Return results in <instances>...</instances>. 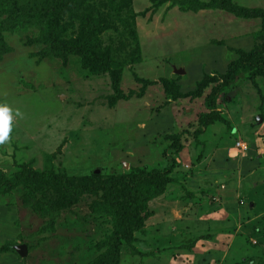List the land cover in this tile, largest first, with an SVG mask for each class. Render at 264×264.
Masks as SVG:
<instances>
[{"label": "rangeland", "instance_id": "1", "mask_svg": "<svg viewBox=\"0 0 264 264\" xmlns=\"http://www.w3.org/2000/svg\"><path fill=\"white\" fill-rule=\"evenodd\" d=\"M177 1L78 0L121 64L112 80L87 55L50 56L27 16L11 29L10 11L39 0H0V104L13 110L0 264H264V56L239 65L209 108L231 65L264 51V18ZM229 1L264 11V0ZM59 18L65 42L85 41L83 17ZM210 110L222 120L199 126ZM150 171L163 193L130 208L122 178Z\"/></svg>", "mask_w": 264, "mask_h": 264}, {"label": "trees", "instance_id": "2", "mask_svg": "<svg viewBox=\"0 0 264 264\" xmlns=\"http://www.w3.org/2000/svg\"><path fill=\"white\" fill-rule=\"evenodd\" d=\"M85 1V0H84ZM170 0H152L153 4H160L164 2H168ZM173 3L179 4L177 0H172ZM181 3V9L182 11H199L202 9H223L226 10L235 16L239 18L244 19H253L257 17L264 18V11L261 8H252V7H245L238 4L230 2L229 0H211L209 2H202V1H190V0H182ZM37 8H30L29 10L25 8H19V11L13 12L10 11L9 13V19L7 21L8 25L10 22L12 23V30L15 29V27L19 26L17 24V19L26 16L32 21L34 25H36L43 36L48 35L50 41L53 43V48H50L48 50V54L50 56H62L66 57V55H87L90 64L95 68L98 69L104 73H108L111 75L112 80L118 78L119 74H117V71H119L120 62L116 61V53L113 48H102L101 42L98 38V35L96 32L93 31V29L97 26L96 19L97 17H93L91 12L83 11L82 9L78 8V0H39V3L37 4ZM111 8L117 9L116 6H112ZM63 12H71L77 16L83 17L85 19V25L86 28L89 29L90 32H84L83 38L85 41H69L65 42L61 37L60 33L53 27L55 24L58 23L57 19L63 14ZM49 15H55V22L50 23L49 21ZM15 19V22L13 18ZM60 19V18H59ZM121 23V25H124L126 29L132 24V21H129L128 18L124 17L122 14L119 15L118 19ZM7 25V26H8ZM7 28V27H6ZM63 31V30H62ZM86 33V34H85ZM136 50H139V46H137ZM261 50L256 49L254 52H252L246 59H240L241 63L233 64L230 67L229 74H226L223 78V82L221 86H218L213 89L212 98L210 100L209 108H215V98L218 94V92L222 89H225L230 83L235 79L236 70L238 69V66H242L244 64H247V60L249 59L250 62L247 64L251 66L252 61L255 59L256 52L264 56V51L260 53ZM2 51L0 52V59L2 56ZM139 59V58H138ZM122 63V62H121ZM123 64V63H122ZM264 65V59L262 60V63ZM257 65H259L257 63ZM256 65V66H257ZM237 67V68H236ZM260 71L255 70V72L252 73L253 77H256L259 75ZM115 73V75H114ZM114 75V76H113ZM117 76V77H115ZM234 78V79H233ZM117 83V82H114ZM225 87V88H224ZM203 90V83H199L198 87L196 88L195 92L196 95L202 94ZM194 92L190 93L193 94ZM186 95V94H185ZM184 96V95H183ZM217 111V110H216ZM214 110H210L208 113H204L201 115L199 120V126L203 125H209L213 124V117L219 116L222 120L221 113L216 112ZM217 113V114H216ZM157 174V175H156ZM27 174L23 173V176L15 175L14 180H11V184L8 183L11 187H14L15 185L22 184L23 178H25ZM36 175V173H31L30 176ZM164 179H167V176H164ZM162 176L156 172H148V173H141L131 176H125V178H122L124 180V185L129 188V197L127 198V204L130 208H134L136 204H140V199L138 201V198H141L144 196L146 200L148 198H155L158 195L163 193V187L161 188L157 184V180H161ZM163 179V180H164ZM162 180V181H163ZM14 182V183H13ZM8 187V185H7ZM88 187H82V190L90 191V189H87ZM82 190H76V192H80ZM70 193V191H66ZM140 195V196H139ZM145 200V201H146ZM138 201V202H137Z\"/></svg>", "mask_w": 264, "mask_h": 264}, {"label": "clouds", "instance_id": "3", "mask_svg": "<svg viewBox=\"0 0 264 264\" xmlns=\"http://www.w3.org/2000/svg\"><path fill=\"white\" fill-rule=\"evenodd\" d=\"M12 109L6 104H0V144L5 143L8 140L11 132ZM16 116H20L21 113L17 110Z\"/></svg>", "mask_w": 264, "mask_h": 264}, {"label": "water", "instance_id": "4", "mask_svg": "<svg viewBox=\"0 0 264 264\" xmlns=\"http://www.w3.org/2000/svg\"><path fill=\"white\" fill-rule=\"evenodd\" d=\"M18 250H19V252H20L21 254H24V253H25V250H26V246H25V245H22V246H20V247L18 248Z\"/></svg>", "mask_w": 264, "mask_h": 264}, {"label": "built area", "instance_id": "5", "mask_svg": "<svg viewBox=\"0 0 264 264\" xmlns=\"http://www.w3.org/2000/svg\"><path fill=\"white\" fill-rule=\"evenodd\" d=\"M237 145H238V146H241L243 149H245V147H244V145H243V144H241V143H238Z\"/></svg>", "mask_w": 264, "mask_h": 264}, {"label": "crops", "instance_id": "6", "mask_svg": "<svg viewBox=\"0 0 264 264\" xmlns=\"http://www.w3.org/2000/svg\"><path fill=\"white\" fill-rule=\"evenodd\" d=\"M201 175V174H200Z\"/></svg>", "mask_w": 264, "mask_h": 264}]
</instances>
